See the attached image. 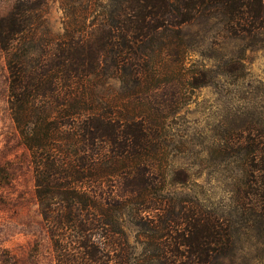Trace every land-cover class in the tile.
<instances>
[{
	"label": "trees",
	"instance_id": "obj_1",
	"mask_svg": "<svg viewBox=\"0 0 264 264\" xmlns=\"http://www.w3.org/2000/svg\"><path fill=\"white\" fill-rule=\"evenodd\" d=\"M47 1L13 0L0 16V50L7 109L29 154L55 264H131L124 214L191 256L164 264H211L229 240L218 218L192 211L174 235L153 221L160 208L151 178L161 119L147 100L156 80L152 46L159 30L178 33L182 24L214 10L229 34H255L264 30V0H62L63 34L53 38L36 33ZM101 70L110 71L104 82L128 83L127 91L104 93V83L95 81ZM262 147L251 139L246 148L251 201L244 210L256 217H264ZM156 174L162 178V169ZM12 178L11 164H0V188Z\"/></svg>",
	"mask_w": 264,
	"mask_h": 264
},
{
	"label": "rangeland",
	"instance_id": "obj_2",
	"mask_svg": "<svg viewBox=\"0 0 264 264\" xmlns=\"http://www.w3.org/2000/svg\"><path fill=\"white\" fill-rule=\"evenodd\" d=\"M61 1H47L37 34L62 36ZM12 2L0 0V16ZM223 19L214 10L182 24L178 33L155 34L149 65L156 80L147 91L152 115L161 119L151 178L160 208L152 212L153 221L174 235L192 211L216 217L229 230V240L222 253L209 258L211 264H264V217L244 210L251 201L244 176L247 144L257 139L264 145V30L233 36ZM101 71L95 81L104 83V93L127 91L128 83L104 82L110 71ZM7 94L0 50V164L9 162L13 172L0 188V264H55L35 201L29 154L9 116ZM160 168L162 178L156 174ZM177 175L184 180L176 182ZM122 219L131 264L191 259L182 248L174 250L172 238L156 240V230L129 223L125 214ZM165 243L170 246L162 249Z\"/></svg>",
	"mask_w": 264,
	"mask_h": 264
}]
</instances>
